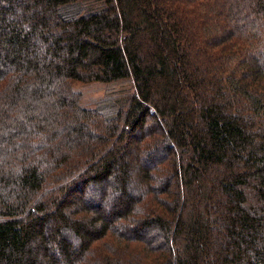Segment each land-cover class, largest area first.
<instances>
[{
  "label": "trees",
  "instance_id": "1",
  "mask_svg": "<svg viewBox=\"0 0 264 264\" xmlns=\"http://www.w3.org/2000/svg\"><path fill=\"white\" fill-rule=\"evenodd\" d=\"M0 264H264V0H0Z\"/></svg>",
  "mask_w": 264,
  "mask_h": 264
},
{
  "label": "rangeland",
  "instance_id": "2",
  "mask_svg": "<svg viewBox=\"0 0 264 264\" xmlns=\"http://www.w3.org/2000/svg\"><path fill=\"white\" fill-rule=\"evenodd\" d=\"M78 86H81L80 84ZM131 84L129 81H119L113 83H86L81 86L85 100L96 102L105 95H111L121 90L130 89Z\"/></svg>",
  "mask_w": 264,
  "mask_h": 264
}]
</instances>
